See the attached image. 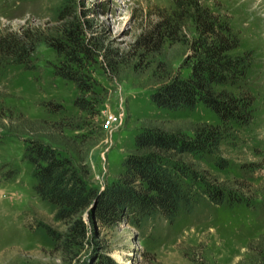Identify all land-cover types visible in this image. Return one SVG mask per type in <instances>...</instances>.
<instances>
[{
	"label": "rangeland",
	"instance_id": "374dc122",
	"mask_svg": "<svg viewBox=\"0 0 264 264\" xmlns=\"http://www.w3.org/2000/svg\"><path fill=\"white\" fill-rule=\"evenodd\" d=\"M200 1L229 18L240 40L234 54L251 52L253 59L246 76L253 118L250 125L235 127V138L221 145L219 156L227 167L219 168L216 156L182 158L232 203H208L199 196L203 184L198 181L199 202L192 214H180L173 223L159 221L144 232L124 223L100 229L91 243L68 251L45 229L63 234L66 226L33 191L36 181L23 159L24 140L39 139L70 155L87 169L86 183L101 190L123 173V161L134 152L142 129L192 136L219 119L202 104L189 112L150 103L152 90L167 83L169 74H189L179 69L189 54L186 44L166 42L159 56L140 40L169 10L170 0H0V34L31 28L54 33L63 23L55 13L66 5L83 24L85 44L95 50L81 67L73 65L85 82L82 90L54 74L55 67L69 63L44 45L34 56L36 71L0 66V264H264V0ZM159 62L170 65V73L162 72ZM77 98L87 102V110L74 106ZM49 102L63 110L48 112L44 103ZM117 115L120 124H106Z\"/></svg>",
	"mask_w": 264,
	"mask_h": 264
},
{
	"label": "trees",
	"instance_id": "16d2710c",
	"mask_svg": "<svg viewBox=\"0 0 264 264\" xmlns=\"http://www.w3.org/2000/svg\"><path fill=\"white\" fill-rule=\"evenodd\" d=\"M170 3L169 10L140 40L159 56L163 55L166 42L186 44L189 54L179 69H187L189 74L184 78L180 70L169 74L167 83L152 90L150 103L168 111L189 112L202 104L216 114L219 124L203 125L192 136L142 129L135 137L134 152L123 161V173L101 190L86 183L87 169L78 166L70 155L39 139L24 140L23 159L31 164L36 181L33 191L55 208V220L66 226L63 234L45 229L64 250L91 243L93 234L100 229H115L124 223L144 232L159 221L173 223L180 214H192L199 202L195 189L198 181L203 184L199 196L207 198L208 203H232L224 190L200 179L182 158L216 156V165L221 169L227 167L219 156L221 145L234 139L235 129L250 125L253 118L254 98L246 87L252 55L234 54L240 40L229 18L212 13L200 0ZM67 9L66 5L57 9V22L63 23L54 33L31 28L0 34V66L19 65L26 71H36L34 56L44 45L64 55L69 63L67 67H55L54 74L84 89L80 70L73 65L81 67L95 50L85 44L83 24ZM68 18L72 22H67ZM159 63L162 72L170 73V65ZM74 106L87 110V102L81 98L74 101ZM44 107L50 113L63 110L62 105L52 102L44 103ZM230 196L235 203H242L239 196Z\"/></svg>",
	"mask_w": 264,
	"mask_h": 264
},
{
	"label": "built area",
	"instance_id": "2783aa9c",
	"mask_svg": "<svg viewBox=\"0 0 264 264\" xmlns=\"http://www.w3.org/2000/svg\"><path fill=\"white\" fill-rule=\"evenodd\" d=\"M111 123H114V124H120L121 123V116L120 115H117L113 118L112 122H110L109 120H107L106 124L109 125Z\"/></svg>",
	"mask_w": 264,
	"mask_h": 264
}]
</instances>
